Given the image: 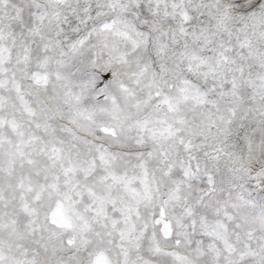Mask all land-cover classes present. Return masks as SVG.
<instances>
[{
	"label": "snow or ice",
	"instance_id": "snow-or-ice-1",
	"mask_svg": "<svg viewBox=\"0 0 264 264\" xmlns=\"http://www.w3.org/2000/svg\"><path fill=\"white\" fill-rule=\"evenodd\" d=\"M0 264H264V0H0Z\"/></svg>",
	"mask_w": 264,
	"mask_h": 264
}]
</instances>
